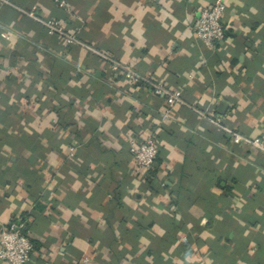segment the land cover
Instances as JSON below:
<instances>
[{
	"label": "crops",
	"instance_id": "0c3cea01",
	"mask_svg": "<svg viewBox=\"0 0 264 264\" xmlns=\"http://www.w3.org/2000/svg\"><path fill=\"white\" fill-rule=\"evenodd\" d=\"M7 1L0 233L26 217V264H264V156L232 141L264 136V0H225L226 36L213 47L193 25L214 0ZM151 136L154 172L130 153Z\"/></svg>",
	"mask_w": 264,
	"mask_h": 264
},
{
	"label": "built area",
	"instance_id": "2783aa9c",
	"mask_svg": "<svg viewBox=\"0 0 264 264\" xmlns=\"http://www.w3.org/2000/svg\"><path fill=\"white\" fill-rule=\"evenodd\" d=\"M8 2L7 0H4ZM60 7H69V0H53ZM11 4L10 2H8ZM226 12L225 0H214L213 3L201 9L198 18L193 25L195 36L207 47H213L223 41L226 36V27L224 26V16ZM29 16L36 18L33 12ZM47 28L48 33H60L65 36L68 43L76 41L74 35H67L59 21L46 20L42 22ZM4 39H9L8 33H2ZM113 70L124 76L133 84L144 85L158 96L166 97L170 103L178 104L182 100L180 90L170 91L162 83L153 81L149 77L136 71L129 65L119 62H113ZM2 68L0 67V74ZM171 108L165 112L168 117ZM214 122L221 124V119H215ZM234 144H244L253 151L261 153L264 156V136L250 137L249 135L236 133L233 136ZM130 153L137 166L144 169H153L156 164L158 148L154 137H148L144 141H134L130 146ZM35 250L34 244L28 235L27 220L24 217H17L12 220L0 233V261L5 264H26L30 261Z\"/></svg>",
	"mask_w": 264,
	"mask_h": 264
},
{
	"label": "trees",
	"instance_id": "16d2710c",
	"mask_svg": "<svg viewBox=\"0 0 264 264\" xmlns=\"http://www.w3.org/2000/svg\"><path fill=\"white\" fill-rule=\"evenodd\" d=\"M154 170H152V169H150L149 171L150 172H154L156 169H157V159H156V164H155V166H154V168H153ZM24 217V216H23ZM25 219H26V217H24ZM27 220V219H26ZM28 227H29V225H28V220H27V230H28ZM32 241V240H31ZM32 243L34 244V242L32 241ZM34 247H35V244H34Z\"/></svg>",
	"mask_w": 264,
	"mask_h": 264
}]
</instances>
